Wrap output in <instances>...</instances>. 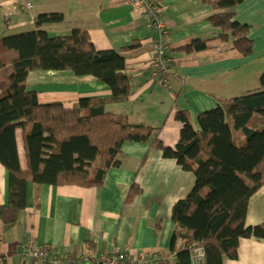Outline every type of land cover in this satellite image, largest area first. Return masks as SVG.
Wrapping results in <instances>:
<instances>
[{
    "label": "crops",
    "instance_id": "0c3cea01",
    "mask_svg": "<svg viewBox=\"0 0 264 264\" xmlns=\"http://www.w3.org/2000/svg\"><path fill=\"white\" fill-rule=\"evenodd\" d=\"M28 1L30 9H23L18 0H0V35L33 30L36 15L60 12L61 22L43 26L49 36L80 28L88 32L97 49L125 48L124 72L130 78L131 93L125 101L108 102L106 110L123 115L131 123L152 127L157 138L170 147L177 143L181 128L175 117L178 110H186L197 129V115L216 107L220 99L261 88L264 0H243L234 8V18L249 26L253 42L249 55L217 38L219 29L208 20L215 12L210 4L201 0H152L167 30L161 38L166 45L164 55L173 59L168 82L160 81L161 75L151 66L158 33L129 0ZM195 39L207 40L206 47L186 52L184 46ZM26 84L36 92L39 102H61L67 108L83 97L111 96L110 88L94 76L69 70H32ZM263 122L255 116L252 124L262 126ZM16 139L19 162L25 168L20 129L16 130ZM151 142L152 138L124 142L117 164L107 170L99 186L28 181L25 207L17 221L0 224V264H66L65 255L73 258L72 264H88L115 246L149 256L158 253L165 258L161 264H174L181 241L171 246L175 229L171 209L190 192L195 175L174 158L164 157ZM133 182L141 192L128 202L126 195ZM8 188V172L0 163V205L8 202ZM262 222L264 189H259L248 200L245 223ZM28 240L47 246L46 261L33 259L23 249ZM223 264H264V239L240 238L236 258H225Z\"/></svg>",
    "mask_w": 264,
    "mask_h": 264
},
{
    "label": "trees",
    "instance_id": "16d2710c",
    "mask_svg": "<svg viewBox=\"0 0 264 264\" xmlns=\"http://www.w3.org/2000/svg\"><path fill=\"white\" fill-rule=\"evenodd\" d=\"M215 10L209 22L219 29L217 38L230 42L242 55L253 51L249 26L234 18V8L243 0H201ZM63 20L60 12L34 17L33 30L0 35V163L9 178L8 202L0 205V224L13 225L25 207V189L33 184H102L107 170L115 166L124 142L151 145L164 157L174 158L193 172L195 184L171 209L175 229L171 246L181 241L174 264H191V250L202 247L205 264H223L237 256L242 237L264 239V222L247 225L248 200L264 189V70L260 89L220 99L216 107L197 115L198 128L186 110L175 117L181 122L174 147L157 138L155 130L129 122L123 115L106 110L108 102H121L131 93L125 74L123 51L97 49L88 32L73 28L68 34L49 36L46 24ZM207 40L195 39L186 52L202 50ZM32 70H69L92 75L111 90L110 97H83L67 108L61 102L41 103L27 89ZM20 129L25 168L19 162L16 130ZM152 136V137H151ZM141 192L133 182L126 201Z\"/></svg>",
    "mask_w": 264,
    "mask_h": 264
},
{
    "label": "built area",
    "instance_id": "2783aa9c",
    "mask_svg": "<svg viewBox=\"0 0 264 264\" xmlns=\"http://www.w3.org/2000/svg\"><path fill=\"white\" fill-rule=\"evenodd\" d=\"M134 10H142L143 16L147 24L156 29L158 33L157 39L154 41V55L151 59V66L154 73L161 75L160 81L168 82V77L171 74L169 63L172 58L164 55L166 45L161 43V38L167 34V30L161 20L157 7L152 0H129ZM19 5L23 9H30L32 4L28 0H18ZM28 254L39 262L48 259L49 249L44 245H37L31 241H26L23 245ZM205 253L201 247L195 248L191 255V264H204ZM66 264H72L73 258L68 255L64 256ZM167 260V259H166ZM154 261L156 264H161L165 258L158 253H153L151 256L147 252L131 253L122 250L120 247H113L112 249L102 253L88 264H150Z\"/></svg>",
    "mask_w": 264,
    "mask_h": 264
}]
</instances>
